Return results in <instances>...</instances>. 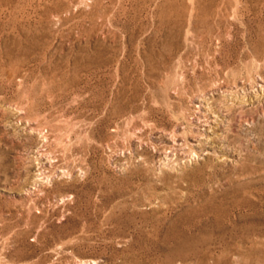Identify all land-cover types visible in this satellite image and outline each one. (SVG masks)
Instances as JSON below:
<instances>
[{
    "label": "rangeland",
    "instance_id": "1",
    "mask_svg": "<svg viewBox=\"0 0 264 264\" xmlns=\"http://www.w3.org/2000/svg\"><path fill=\"white\" fill-rule=\"evenodd\" d=\"M0 264H264V0H0Z\"/></svg>",
    "mask_w": 264,
    "mask_h": 264
}]
</instances>
